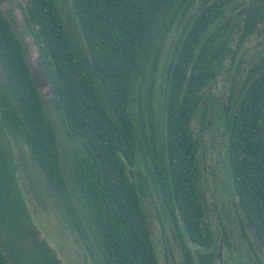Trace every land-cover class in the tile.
I'll list each match as a JSON object with an SVG mask.
<instances>
[{"label": "trees", "instance_id": "obj_1", "mask_svg": "<svg viewBox=\"0 0 264 264\" xmlns=\"http://www.w3.org/2000/svg\"><path fill=\"white\" fill-rule=\"evenodd\" d=\"M73 3L80 35L58 0L19 3L22 19L0 5V264H65L34 223L21 146L89 264H161L165 241L184 264H216L202 167L214 118L235 208L264 246V0ZM25 36L40 51L49 100ZM227 79L223 107L210 89ZM154 197L163 248L147 210Z\"/></svg>", "mask_w": 264, "mask_h": 264}, {"label": "rangeland", "instance_id": "obj_2", "mask_svg": "<svg viewBox=\"0 0 264 264\" xmlns=\"http://www.w3.org/2000/svg\"><path fill=\"white\" fill-rule=\"evenodd\" d=\"M17 1L25 5L27 0ZM58 2L70 28L80 35L73 0H58ZM6 5L5 3L2 8H5ZM13 11L14 7L12 13ZM25 43L28 48V58L36 76L38 86L44 97L49 100L53 95L52 86L48 81L47 74L40 58L38 46L29 36H25ZM261 44L260 40L251 43L250 52H255ZM231 83L232 80L227 79L221 81L217 87L210 89V91L220 99L223 107H225L223 100L227 101L230 94L229 85ZM199 119L200 116L192 123L195 135L200 133ZM219 124L220 122L217 118H214V121L210 120V129L208 132H205L202 137V167L205 168L204 187L212 211L216 209L215 205L219 208L223 201H229L228 198L233 199V197H235L231 187V179L233 176H231L229 172L225 157L226 142L221 133ZM20 148L21 150L17 151L18 161L20 163L19 172L28 191L27 196L30 200L29 204L32 210L34 223L41 228L42 235L56 248L65 264H89L88 258L83 254L81 246L75 239V234L61 219L55 200L50 195L45 185L41 170L34 162L27 148L25 146H21ZM69 152L71 153V151ZM224 192L229 196L226 197ZM146 203L154 227V238L157 241L158 247L160 245V248H163L160 244L162 224L157 211L158 208H160V202L154 197L152 199L149 198ZM210 216L211 213L209 212V218ZM212 216L215 217V214H212ZM162 256L163 254L161 252L160 258H162ZM163 264H170V262L163 260Z\"/></svg>", "mask_w": 264, "mask_h": 264}, {"label": "flooded vegetation", "instance_id": "obj_3", "mask_svg": "<svg viewBox=\"0 0 264 264\" xmlns=\"http://www.w3.org/2000/svg\"><path fill=\"white\" fill-rule=\"evenodd\" d=\"M5 3L7 5L2 8ZM0 5L10 18L17 16L22 19V13L20 15L17 12L20 9L17 0H0ZM13 7L14 11L12 13ZM224 193L226 197L229 196L226 192ZM203 195L206 212L207 214L211 213L210 218L208 217L209 228L215 234L217 244L216 264H264V246L253 229L250 220L235 208V201L228 198L229 201H223L219 208L215 205L216 209L212 211L205 193V187L203 188ZM212 214H215V217ZM165 242L168 246V252L160 258L161 264H163V260L170 262V264H184L181 249L174 243L170 245L168 241Z\"/></svg>", "mask_w": 264, "mask_h": 264}, {"label": "water", "instance_id": "obj_4", "mask_svg": "<svg viewBox=\"0 0 264 264\" xmlns=\"http://www.w3.org/2000/svg\"><path fill=\"white\" fill-rule=\"evenodd\" d=\"M17 12L21 15V10L20 9H18Z\"/></svg>", "mask_w": 264, "mask_h": 264}]
</instances>
